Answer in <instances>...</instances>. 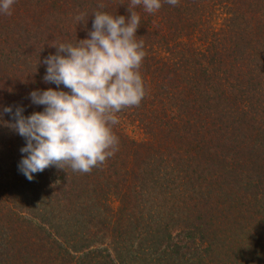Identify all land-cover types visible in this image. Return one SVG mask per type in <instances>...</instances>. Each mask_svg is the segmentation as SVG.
I'll return each mask as SVG.
<instances>
[{
  "label": "trees",
  "instance_id": "16d2710c",
  "mask_svg": "<svg viewBox=\"0 0 264 264\" xmlns=\"http://www.w3.org/2000/svg\"><path fill=\"white\" fill-rule=\"evenodd\" d=\"M130 3L0 12V264H264V0L131 8L146 95L117 114L118 151L90 173L19 170L26 140L4 108L43 111L30 93L57 88L43 79L51 45L89 38L97 11L129 19ZM9 188L25 193L13 210ZM99 201H123L121 214Z\"/></svg>",
  "mask_w": 264,
  "mask_h": 264
},
{
  "label": "clouds",
  "instance_id": "9594fccd",
  "mask_svg": "<svg viewBox=\"0 0 264 264\" xmlns=\"http://www.w3.org/2000/svg\"><path fill=\"white\" fill-rule=\"evenodd\" d=\"M164 2L179 5V0ZM14 3L0 0V12L11 15ZM137 6L155 13L163 5L162 0H131L129 19L97 11L89 38L75 45H51L57 52L43 60V79L57 88L30 93L32 103L44 106L43 111L24 116L21 107L15 112L11 106L4 108L15 120L10 126L26 140L21 152L27 155L18 167L29 181L52 166L90 173L118 151L119 138L113 131L117 114L138 107L146 95L140 72L146 52L144 41L137 40L140 16L131 11ZM85 17L76 19L86 23ZM60 85L68 91L58 90Z\"/></svg>",
  "mask_w": 264,
  "mask_h": 264
},
{
  "label": "rangeland",
  "instance_id": "374dc122",
  "mask_svg": "<svg viewBox=\"0 0 264 264\" xmlns=\"http://www.w3.org/2000/svg\"><path fill=\"white\" fill-rule=\"evenodd\" d=\"M74 9L78 10V13L76 15H74L73 12L70 13V14H73L72 17H76V16H79V15L82 14V13H79V7L74 8ZM9 189H11L12 192L14 193V195H11V198L8 201V204L10 205L9 207H11L12 210H13L14 209L13 208L14 204L17 205V202H15L14 200L16 199V200H18V202L19 201H23V199H24L23 195H25V193L22 192L23 190H20V192H17L16 189H14V190H13V188H9ZM52 195L55 196L56 194L52 193ZM13 198H14V200H13ZM94 202H98V201H94ZM127 202L134 203V201H127ZM121 203H124V202L123 201H99L98 207H99L100 210H102V209L105 210L106 209L107 211H109V210L116 211L118 213V215H119V214H121L119 212V210H120L119 207H122ZM19 204H20V202H19ZM161 210L165 212L167 209H166V207H163ZM16 212L18 213L19 210H16ZM101 247L102 246H100V245L98 246V248H101Z\"/></svg>",
  "mask_w": 264,
  "mask_h": 264
}]
</instances>
